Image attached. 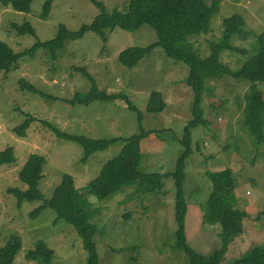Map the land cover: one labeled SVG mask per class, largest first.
<instances>
[{
  "label": "rangeland",
  "instance_id": "obj_1",
  "mask_svg": "<svg viewBox=\"0 0 264 264\" xmlns=\"http://www.w3.org/2000/svg\"><path fill=\"white\" fill-rule=\"evenodd\" d=\"M99 1L106 10H111L125 9L128 0ZM43 2L32 0L26 12L0 5V41L20 52L36 40L52 38L58 24L76 30L99 12L90 0H52L47 17L40 18ZM233 13L243 18L244 28L250 32L244 39L232 37L230 42L250 51L256 35L264 31V0H217L208 30L188 37L191 49L206 56L210 41L219 38L223 18ZM25 21L33 27L34 35L16 34L11 27L13 23ZM104 33V41L92 31H86L79 38L66 39L56 50L54 59L47 50L38 48L32 56H20L7 74L0 72V150L11 146L15 156L13 163L0 164V247L9 235L20 237L21 245L13 264H36L35 260L25 258V252L37 240L52 248L50 264H85L86 252L72 225L64 219L54 221L56 212L48 206L33 216L30 212L51 196L64 173L70 174L78 191L85 193L84 186L102 164L126 144L124 141L111 143L91 153L83 162L81 145L57 137L52 127L92 138H126L140 131L137 112L129 109L124 100L76 101L87 94L91 81L75 70V66L85 67L98 89L123 93L142 113L141 127L149 134L138 142L135 151L141 172L172 171L183 149L180 139L184 125L191 118L193 100L185 82L187 65L165 56L159 46L134 67L119 63L117 54L121 50L156 41L155 31L147 24L133 31L108 28ZM246 57L236 49L220 53V61L232 69ZM21 79L44 95L21 88ZM248 84L226 74L205 80L204 122L190 129L192 152L185 160V237L186 243L200 253L220 247L219 226L206 223L201 210L211 191L205 171L228 167L235 176L234 196L229 198H235L234 206L246 215L242 233L230 237L221 254V263L243 255L256 245H264V139L257 142L243 122ZM258 87L264 97V84ZM153 90L160 91L165 101L159 113L145 110ZM27 114L34 119L25 136H16L12 128ZM30 153L45 157L43 176L38 182L42 198L24 199L18 205L7 188H26L17 173ZM161 180L157 191H141L135 183L105 199L85 193L89 203L87 220L96 226L98 264H189L184 251L176 245L172 179Z\"/></svg>",
  "mask_w": 264,
  "mask_h": 264
},
{
  "label": "trees",
  "instance_id": "obj_2",
  "mask_svg": "<svg viewBox=\"0 0 264 264\" xmlns=\"http://www.w3.org/2000/svg\"><path fill=\"white\" fill-rule=\"evenodd\" d=\"M32 0H0V5H9L16 11H28ZM99 8V12L89 23H83L76 30H69L63 24L57 25L55 35L47 40H36L25 50L14 51L6 42L0 41V72L7 74L14 68L22 55H33L38 48L47 50L50 56L56 58V50L62 46L66 39L81 37L86 31L98 34L102 40H106L105 29L119 27L124 30L133 31L143 24L149 25L156 33L157 39L145 46H130L117 54L119 63L126 67H134L145 55L152 52L154 47L159 46L165 56L181 61L187 65L188 71L185 79L193 96L191 106V118L184 125V134L180 142L183 147L176 159L172 171L159 174L157 172H141L137 168L138 159L135 151L138 142L149 134L148 130L141 127L142 113L129 101L123 93H108L98 89L91 74L83 66H75L89 81L91 86L87 94L78 102L88 103L92 100L121 99L126 102L129 109L137 112V121L140 127L139 133L129 137L92 138L84 135L62 132L52 127L57 137L72 140L81 145L83 154L80 158L85 161L88 156L108 147L109 144L124 141L126 144L121 150L107 159L99 169L98 173L84 186L86 194H92L98 199H105L110 195L122 191L124 186L137 184L141 191H157L162 185V178L172 179L174 193V220L175 239L178 248L182 249L188 257L189 264H264V245H256L246 251L243 255L221 263V254L225 249L230 237L243 231L242 220L245 212L234 206L236 179L232 170L224 167L218 170H206L205 176L211 182V191L204 206H201L203 220L209 225L217 224L219 230L217 236L220 239V247L209 253H200L186 243L185 216L187 204L184 196L183 181L185 177V160L192 150L190 147V129L204 122L202 108L204 83L208 78L217 79L223 74L235 79H243L249 82L248 89L244 95L243 122L257 142L264 139L262 126L264 124V97L258 84H264V31L256 35L251 44V50L239 49L231 44L232 37L244 39L250 30L244 28L245 22L238 13H233L222 20L219 38L209 43V53L200 56L191 47L189 38L192 35L205 32L211 14L216 9L217 0H128L125 9L113 8L106 10L101 1L90 0ZM52 0H44L42 3L40 18H46ZM11 27L16 34L28 33L34 35V29L29 22L20 24L13 23ZM239 50L247 56L238 67L232 69L220 61V53L224 50ZM252 53H248L251 52ZM21 88L38 92L42 91L33 84L21 79ZM50 99H61L49 96ZM73 102L74 99H65ZM165 106L162 94L153 90L147 100L145 110L150 113H159ZM34 119L30 114L17 125L12 131L16 136L23 137L26 129ZM15 161L12 147L7 146L0 150V164H11ZM45 157L37 153H30L17 173V177L26 185V188L8 187L7 192L14 194L17 204L24 199L42 198L38 189V182L43 176L42 165ZM84 192L78 191L74 185L73 177L64 173L59 183L54 187L51 196L44 202L32 209L33 216L42 207L48 206L55 210L57 219H64L72 225L80 236L82 248L86 252L85 264H98V254L94 241L96 226L87 220L89 203ZM20 237L11 234L0 247V264H13V259L20 248ZM53 254L52 248L42 240L34 242V246L25 252V258L35 260L36 264H50Z\"/></svg>",
  "mask_w": 264,
  "mask_h": 264
}]
</instances>
